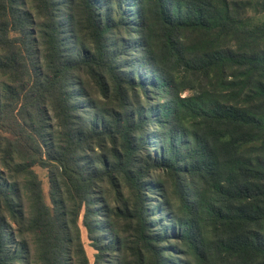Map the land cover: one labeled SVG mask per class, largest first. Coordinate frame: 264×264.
Wrapping results in <instances>:
<instances>
[{"label":"trees","instance_id":"1","mask_svg":"<svg viewBox=\"0 0 264 264\" xmlns=\"http://www.w3.org/2000/svg\"><path fill=\"white\" fill-rule=\"evenodd\" d=\"M30 6L0 0V264L12 223L38 264H264V0Z\"/></svg>","mask_w":264,"mask_h":264},{"label":"rangeland","instance_id":"2","mask_svg":"<svg viewBox=\"0 0 264 264\" xmlns=\"http://www.w3.org/2000/svg\"><path fill=\"white\" fill-rule=\"evenodd\" d=\"M22 2H23L26 9L31 10L30 0H22ZM249 18L251 19V21L259 22V21L264 19V13H261L258 15H252V16H249ZM6 79H7L6 77H3V76L1 77V75H0V81H5ZM81 79H83L84 84L86 85L88 91L91 94H93L95 97H97L98 96L97 91L93 87L91 81H89L88 79H85L84 77H81ZM183 93H187V91H185ZM149 153L152 154L151 152H149ZM33 169L38 174V177L41 180L44 196H45L46 200H48V196H47V192H48L47 171L43 168H40L39 166H34ZM23 198H24L25 211L27 212L28 211V202H27L25 197H23ZM108 200L111 201L112 198L110 197ZM78 226H79L80 239L82 241L83 248L85 250V254H86L89 262H91L93 260V254H94L95 250L91 246V241L86 234L85 228L81 225V216L79 217V220H78ZM12 229L14 231L15 237L18 238L19 236L22 235L25 239L26 247H27L25 256H26L29 264H38L37 260H36V256H35V245H34V240H33L32 235L29 232H27L26 227L23 226V227L18 228L15 223H12Z\"/></svg>","mask_w":264,"mask_h":264}]
</instances>
